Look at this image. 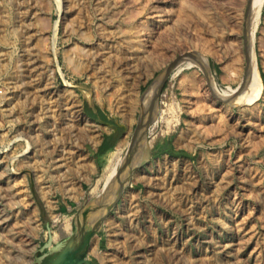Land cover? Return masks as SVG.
<instances>
[{"label":"rangeland","instance_id":"1","mask_svg":"<svg viewBox=\"0 0 264 264\" xmlns=\"http://www.w3.org/2000/svg\"><path fill=\"white\" fill-rule=\"evenodd\" d=\"M256 1L0 0V264H44L69 245L64 264H264ZM191 56L207 71L160 78ZM256 70L253 99H231L250 95ZM160 81L143 167L120 194L121 173L84 241L104 212L92 192Z\"/></svg>","mask_w":264,"mask_h":264},{"label":"bare ground","instance_id":"2","mask_svg":"<svg viewBox=\"0 0 264 264\" xmlns=\"http://www.w3.org/2000/svg\"><path fill=\"white\" fill-rule=\"evenodd\" d=\"M256 2L257 3L255 4V7H253L254 9H253V13H252V15H253L252 18L255 19L254 21L256 22V26H257L258 23H259V20H258L259 12H260V9H261L262 5L264 4V0H258ZM72 59H70L71 62L72 63L74 62V64H75V61H73ZM27 61H30V60H27ZM78 62L80 63L81 61L79 60ZM76 67H78V66L76 65ZM193 67L200 68V69H202L205 72L207 71L206 67H205V64L203 62V59L201 57H199V56H191V57H187V58L183 59L181 62H179L175 66V68H174V70L172 72H170L169 74H166L164 79L167 78L169 75L174 77V76L178 75L179 73H181L184 69H189V68H193ZM259 78H260L259 77V73L256 70V74L254 76V81L252 83L251 90H250V95L244 96L245 94H243V96L240 97L241 96V92H242V87H240V88H238L236 90H232V94H231L230 98L231 99L232 98L233 99L241 98V103H244V104L248 100L253 99V97H254L253 95H254L255 91L257 90V87H258V84H259ZM164 79H163V81H164ZM161 82L162 81L158 82L157 84H154L151 88H149V91H147L146 96L144 98V102H143L144 103L143 105H144V108H145V112L144 113H146V117H147V128L146 129H150L152 126L156 125L159 122V119H160L159 118V111H158V107H159L158 95H159L160 89H161ZM248 93H249V91L247 92V94ZM51 94H53V93H51ZM50 100H52V97H50ZM65 100H66L65 98L61 97L58 100H56L57 102L56 101H52V102L50 101V103H49V101H48L49 104H48V107H47V112L46 113L44 112L45 114L42 115V116L43 117L45 116V118L53 119L55 117V113L53 112V109H52L53 105H51V104L56 102L57 104L61 105V109H63V111H68V113H66L64 115L67 117V121H68L67 124H68V126H70V129L72 130L73 129V124H70V121H72V119H73L72 117L73 116H72V113L69 112L68 107H67L68 104H69L68 102H70V101L67 102V100L66 101ZM36 116H37V114H36ZM40 120H41V118H40ZM144 147H145V139L142 142V139H141V136H140V132L139 133L137 132L136 134H132V135H127L125 138H123L120 141V143L118 144L116 150L109 157L108 172H107L105 178L102 181H100V183L97 185V187L92 192V199H91V201H90V203L88 205L89 208H91V207H93L95 205H98V204L99 205L102 204L103 206H102L101 210H103L106 207V205H108V203H111L110 198L107 197L106 199H104V197L113 188V186H115L118 183L119 177H120V175H122L121 173L122 172L124 173L123 175H124L125 180H126L127 178L130 179V177L133 174L136 175V172L140 171L139 169H141L143 167L142 164H143ZM63 153H64V151H63ZM61 158H63V157H61ZM137 168H138V170H136ZM125 180H124V182H125ZM119 184H120V182H119ZM124 187H125L124 184H122V186L118 189V192L120 194L123 193L122 191H123ZM102 192H103V195L100 194ZM171 195L173 196V193ZM118 198H119V196H118ZM109 208H110V206H108V207H106L104 209L101 221H103L107 217L108 213L112 209V208H110V209ZM129 210H130V208H129ZM98 212H100V211H98ZM51 259L52 258H46L43 261V263L44 264H48Z\"/></svg>","mask_w":264,"mask_h":264},{"label":"water","instance_id":"3","mask_svg":"<svg viewBox=\"0 0 264 264\" xmlns=\"http://www.w3.org/2000/svg\"><path fill=\"white\" fill-rule=\"evenodd\" d=\"M250 1H252V0H250ZM181 59H182V58L177 59V60L173 63V65H172L171 67L177 65V63H179V61H180ZM167 71H168V70H166V71L160 76V78H161V77H165ZM145 96H146V93L144 94V96H143V98H142V103L144 102V98H145ZM143 104H144V103H143ZM142 106H143V107H142V120H141L142 123H141L140 128L138 129V131L140 132V136H141V139H142V142H143V140H144V136H145V131H146V128H147V117H146V113H144V112H145L144 105H142ZM128 183H129V179L127 178V179L125 180V182H124V186H126ZM114 204H115L114 202L108 203V205H106V207L110 206V208H113ZM106 207H105V208H106ZM105 208H104V209H105ZM110 208H109V209H110ZM101 220H102V216H101L100 219H99V220L93 225V227H92L89 231H87V233L85 234L84 241L86 240V238H87L90 234H92V233L96 230V228H97L98 225L100 224ZM69 243H70V242H69ZM69 243H68V244H69ZM71 249H72V245H69V246L67 247V249L63 250L62 252L57 253V254L51 259V263H49V264H64V262H65L66 258L68 257L69 252H70Z\"/></svg>","mask_w":264,"mask_h":264}]
</instances>
